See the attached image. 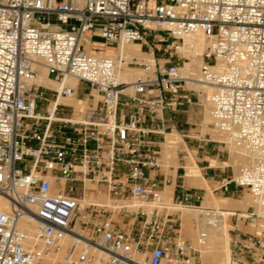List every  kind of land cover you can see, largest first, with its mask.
<instances>
[{
    "label": "built area",
    "instance_id": "2783aa9c",
    "mask_svg": "<svg viewBox=\"0 0 264 264\" xmlns=\"http://www.w3.org/2000/svg\"><path fill=\"white\" fill-rule=\"evenodd\" d=\"M197 33L208 45L187 66L196 47L186 37ZM96 37L105 48L152 43L156 53L127 62L141 70L127 82L117 77L125 59L96 50ZM42 67L60 89L36 82ZM80 84L100 99L72 120L57 101ZM192 95L209 104L213 129L253 158L217 191L247 190L264 209V0H0V195L9 202L0 264H202L148 175L161 168L151 140L165 133L160 115ZM99 194L117 209L93 201ZM205 212L201 238L221 220ZM121 216L133 227H120ZM230 249L228 264H264V234H239Z\"/></svg>",
    "mask_w": 264,
    "mask_h": 264
},
{
    "label": "bare ground",
    "instance_id": "6f19581e",
    "mask_svg": "<svg viewBox=\"0 0 264 264\" xmlns=\"http://www.w3.org/2000/svg\"><path fill=\"white\" fill-rule=\"evenodd\" d=\"M186 41L194 42V45L196 47L195 51L191 53L192 61L187 64V66H191L193 63L199 64L200 59L197 58L202 51L206 48L208 45V42L204 38V36L201 33H197L194 35H190L186 37ZM103 53L111 56L120 55L123 59H125V63H118V70H117V77L120 80L124 81H132L136 75H138L141 70L137 67H129L127 66V62L135 61L134 59L137 58L140 61V57L144 55V53L141 50V46L139 44H128L123 45L119 49H116L112 46H108L104 48L102 51ZM151 55H149L150 57ZM137 61V60H136ZM36 82L38 84H42L48 88H54V89H60L61 83H56L55 81L49 79L47 77V71L45 68L39 69V74L36 78ZM65 84H68L71 87H76L78 85V81L73 78H67L65 80ZM212 90L210 88L207 89V93L210 94ZM95 98L94 102L97 103V101L100 99V95L96 92H93ZM86 98H78L76 96L74 97H62L60 96L57 103L66 105V106H73L75 108V114H73L72 120H81L84 112V104L86 102ZM54 104V102H53ZM208 104V103H207ZM81 113V115L79 113ZM209 115V114H208ZM207 116V115H206ZM210 116V115H209ZM211 122L210 117H206V122ZM206 124V123H205ZM204 124V126H205ZM205 129V128H204ZM214 131V130H212ZM219 137L221 138V143H226L231 148V156L228 160L222 161L221 165L222 167H231L232 173L235 175V177H238L241 169L249 165L253 158L250 154H248L246 151H244L241 148H238L234 146L232 143H230L226 136L218 133ZM177 133L170 132L166 134V141L163 142L164 150L162 151V162L164 164H173L176 169L178 166V159H177ZM217 139V140H218ZM235 148V149H234ZM215 162V160L213 159ZM212 162V163H214ZM217 162V161H216ZM219 162V161H218ZM217 165V164H216ZM186 173L185 177L191 181L193 186L198 187H205L206 193H205V200L203 201V204L205 205H212L217 208L215 211V215L221 217L220 223L218 227L210 229L207 236L205 238L200 237V231L202 227L204 226V217H205V210L204 209H188L184 206L179 205H173L170 206L173 209H181L182 212L180 214L181 219V231L186 233L187 236L191 238V241L193 246L201 253V257L208 262V264H228L229 257H230V219L231 216L238 215L239 218H247L250 215L244 211L247 210L248 207H254L255 211L259 214L264 216V209L258 207L256 203L254 202L252 196L250 198L249 195L245 198L243 201H229L228 198L218 199L215 194L213 193L212 189L209 188L208 184L206 183L205 178L201 175L200 169L198 165L196 164L195 160L189 159L187 160L186 165L184 166ZM166 190L162 192V196L164 199V203L166 205L168 200H171L173 197V185L166 186ZM93 201L100 203V204H109L112 208L117 209L115 204H113L106 195L99 194L97 197L92 199ZM172 201V200H171ZM9 202L5 196L0 195V211L7 208ZM138 205H136L137 207ZM231 207L234 208V210H243V212H235L233 211H221L220 207ZM169 207V208H170ZM241 208V209H240ZM228 209V208H227ZM260 227V226H259ZM232 228V227H231ZM29 231L34 232L35 231V225L32 224L28 227ZM258 229V228H257ZM262 229V227H261Z\"/></svg>",
    "mask_w": 264,
    "mask_h": 264
},
{
    "label": "rangeland",
    "instance_id": "374dc122",
    "mask_svg": "<svg viewBox=\"0 0 264 264\" xmlns=\"http://www.w3.org/2000/svg\"><path fill=\"white\" fill-rule=\"evenodd\" d=\"M59 1H61V0H59ZM157 35L159 38H161L163 36H167V34L161 33V32H158ZM152 39H153L152 36H150L149 40L151 41ZM94 47H95V49L103 51L105 48V44L102 41V39H100L99 37H96L94 39ZM153 48L154 47H153L152 43H149L148 45H144L142 48L144 55H142V57H140V61L137 58L135 59V61L137 60L136 62L141 63V62L148 60L150 58L149 57L150 53L145 54V52L149 51ZM132 67L138 68L139 66L133 65ZM196 89H198V88L196 87ZM43 92H45V97L48 100H52V98H54L55 92H53L49 89L48 90L44 89ZM88 93H89V91H88L87 85L81 84L78 87V92L76 94V97H78V98H86L87 97L86 102L84 104L85 109L89 108V106H95L97 104L94 102L95 96L94 95L89 96ZM46 103H47V101L44 102V104L40 105L39 107L41 109H43L44 106L46 105ZM187 104L191 105V108L193 109L192 110L193 118L188 119L187 117L182 116L179 118L180 121L178 123H176L175 126L173 124L176 121V119L173 115L178 113L179 108L177 106V108L175 110H170L171 113H174L173 115H171V118L175 121H173V123H171L170 126L166 127L165 133L163 135H159L160 136V138L158 140L159 143L157 145H155L156 149L161 154V159H162V154H163L162 151L164 150L162 143L166 141V134L175 131L177 133V137H178V139H177L178 143L176 144L178 165L181 164L182 166H184V165H186L187 160H189V159L195 160L196 164L198 165V167L200 169L201 175L205 178L206 183L208 184L209 188L212 189L213 193L215 194V196L219 200L222 199V201H223L224 198H228L227 200H229V201H240V200L243 201V200H245L247 195H249L251 198V195L249 194V192H247V190H240L239 192H237L235 194H223L221 191H219V192L217 191V188L220 185V179L222 178V175H224V177L235 176L232 173L231 167H222V165H221L222 161L228 160L229 157L231 156V154H232L231 148L226 143L220 142L221 138L218 136L219 134L210 125V121L208 120L209 122H206V117H210L208 115L209 114V104H207V101L202 100V99H198L196 96H193L191 98V103H187ZM85 109H84V111H85ZM183 109H184V107H183ZM59 110L61 111L60 113L62 115L75 114V111H74L75 108L73 106L60 107ZM77 113H79V112H77ZM79 114L81 115V113H79ZM180 114H187V113L183 112ZM204 124H205V126H204ZM212 130H214V131H212ZM218 158H220V159L218 160ZM213 159H216L215 162L213 161ZM179 161H181V163H179ZM212 162H214V163H212ZM161 168H162L163 172H165L167 175H172L175 178L176 168L172 163L171 164H164V162H162V160H161ZM173 168H175L174 171H172ZM185 173H186V170L184 167H182V169H180L179 173H178L179 184H181L182 181L186 179L190 184L189 186L192 187V189H197L202 198H201L200 202H194L193 204H191V206H189V207L184 206V207H186L188 209L198 208V209H204V210L208 209V208H210V209L213 208L216 211L217 210L216 207H214L212 205L203 204V201L205 200V193H206L205 187L203 188V187L193 186L191 181H189L186 177H184ZM212 177H213V179H211ZM185 192H187V191L186 190L182 191L181 188H178L176 191V194L174 195V190H173V197L171 199L172 201L171 200L166 201L168 204L167 205L168 208L165 209V213L171 214L172 217L175 220H177V223L174 226V229H176V232L179 231L180 234L184 238L188 239L191 242L192 241L191 238L189 236H187L186 233H184L183 231L180 230L181 229L180 214H181L182 210L180 208L179 209H173L172 208L173 205L183 206L182 204H180L179 199L176 200V198L178 196H181ZM170 206H172V207H170ZM220 208H221L220 209L221 211H223V210L224 211H233L234 210V208H231V207L221 206ZM234 211L238 212V213L243 212L242 209H241V211L240 210H234ZM244 211H246L248 214H253L256 212L254 207H248L247 210H244ZM256 214H258V213L256 212ZM131 223H132V221H131ZM230 223H231V227H232V228L230 227V235H231L230 236V244H231L233 237H235L239 234H241V235H243V234H252V235L264 234V219L261 216L256 218L253 221L250 218L243 219V218H239L238 215H235V216H231ZM261 227H262V229H261ZM197 254L200 255V260H201L202 264H208V262L201 257V253L199 251Z\"/></svg>",
    "mask_w": 264,
    "mask_h": 264
},
{
    "label": "crops",
    "instance_id": "0c3cea01",
    "mask_svg": "<svg viewBox=\"0 0 264 264\" xmlns=\"http://www.w3.org/2000/svg\"><path fill=\"white\" fill-rule=\"evenodd\" d=\"M96 50H98V49H96ZM152 52L156 53L154 48L149 50V51H146L145 54L152 53ZM193 96H195V95H192L191 98ZM191 98L189 100L182 99L180 101V103L178 105V108H179L178 109V113L174 114V113H171L170 110H167V111L163 112V114L160 115V118H162V121H163V124H164L165 127L170 126L171 123H173V121H175V120H173L171 118V115H173V114H174L173 116L176 119V121L173 124L174 126L176 125V123H178L180 121L179 118L182 117V116L187 117L188 119L193 118V113H192L193 109L191 108V105L187 104V103H191ZM183 107H184V109H183ZM183 112H185L187 114H180V113H183ZM146 124L150 125L149 121ZM159 138H160L159 135H156V134L151 135V140L154 143V145H157L159 143L158 142ZM219 159L220 158H218V160ZM214 160H216V159H214ZM179 163H181V161H179ZM184 166H182L181 164H179L177 166L175 178L172 175H167L165 172H163L162 168L156 169V170H149L148 171V175H149V178L151 180H155L158 183H160V187L162 189H164L163 191L166 190V188H165L166 186L173 185L174 195L176 194V191H177L178 188H181L182 191L186 190V191H191V192H194L196 194H199L197 189H192V187L189 186L190 184H189V182L186 179L183 180L181 184H179V180H178L179 179V175H178V173H179V170L182 169V167H184ZM175 168H173L172 171H174ZM222 178H224V175H222ZM211 179H213V177ZM117 221H118V224L120 225V227H122V228L129 229V228L133 227V225H131L132 224L131 223V219H128V218H126L124 216L119 217Z\"/></svg>",
    "mask_w": 264,
    "mask_h": 264
}]
</instances>
